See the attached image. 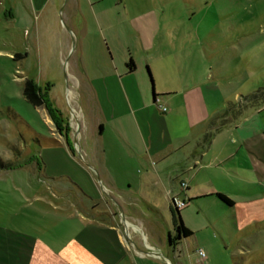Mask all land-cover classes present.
<instances>
[{"label": "rangeland", "instance_id": "374dc122", "mask_svg": "<svg viewBox=\"0 0 264 264\" xmlns=\"http://www.w3.org/2000/svg\"><path fill=\"white\" fill-rule=\"evenodd\" d=\"M93 1L0 0V228L15 227L18 217L40 223L36 207L44 206L34 202L35 197L54 204L82 199L80 190L98 199L100 190L109 202L98 171L74 145L76 117L72 113L78 114L79 107L86 112L82 71H95L102 62L106 70H113V65L119 67L131 40L127 26L107 28L94 22L95 12L90 10ZM102 1L112 19L124 17L126 10L149 9V18L156 15L162 28L159 34L166 42L173 41L172 52L177 50L180 72L188 83L201 88L195 101L205 110H198L197 117L216 108L223 112L227 109L217 124L229 122L236 110L228 101L241 104L242 95L264 87V0H136L135 5L132 0H123L120 7L112 0ZM139 65L147 80L151 105L158 114L166 115L152 102L146 65ZM25 79H32L41 92L48 86L49 103L62 118L70 119L68 144L59 136L46 108L33 106L24 98ZM153 86L155 90L154 79ZM112 98L118 106L124 101L118 92ZM160 103L166 104L162 100ZM180 110L173 119L174 126L184 118ZM108 134L113 136L112 129ZM95 135L96 129L91 137ZM137 160L141 161L133 154L130 164L127 162L130 186L125 187V193L130 200L122 205L129 221L127 243L131 252L135 246L148 253L145 257L136 254L135 264H203L205 255L212 257V264H236L239 255L234 249L240 236H230L220 221L216 231L209 233L203 228L169 246L168 234L173 239L175 232L170 202L155 196L159 171L155 161L149 162L151 175L145 177L149 167ZM145 182L152 201L140 197ZM179 200L186 204L179 208L181 219L203 225L201 219L206 214L201 213L205 212L188 203L187 198ZM111 208L119 220V232L125 236L119 208L112 203ZM245 241L258 249L264 245V232ZM255 258L254 254L248 257Z\"/></svg>", "mask_w": 264, "mask_h": 264}, {"label": "crops", "instance_id": "0c3cea01", "mask_svg": "<svg viewBox=\"0 0 264 264\" xmlns=\"http://www.w3.org/2000/svg\"><path fill=\"white\" fill-rule=\"evenodd\" d=\"M132 1L135 5L136 0ZM112 2L120 7L123 0ZM90 7L98 26H127L131 40L119 67L113 65V70H106V63L102 62L95 71H82L86 80V112L77 108V135L72 134L78 151L98 171L110 203L104 200L100 190L98 199L80 190L82 199L54 204L35 197L33 201L44 206L36 207L41 215L40 223L18 217L15 227L0 228V264H135L136 254L148 255L135 246L131 252L127 243L129 221L122 211V205L130 200L125 187L130 186L127 171L133 154L141 160L138 163L148 165L145 177L151 175L149 162L155 161L159 171L155 196L165 203L169 201L170 211L172 199L187 198L188 203L205 212L201 213L206 214L201 219L203 225H192L193 221L189 225L181 219L192 235L203 228L209 233L216 231L220 221L226 233L240 236L234 249L235 255H239L236 264H264V245L253 249L245 241L264 232V103L250 106L241 101L235 105L236 116L229 122L217 124L227 109L223 112L216 108L197 117L198 110H205L203 104L195 101L201 88L188 83V78L180 72L177 50L172 52L173 41L166 42L159 34L162 28L156 15L149 18L152 12L149 9L126 10L124 17L112 19L102 0H94ZM129 59L134 63L132 71L126 66ZM140 63L146 65L151 99L152 94H157L155 98L166 103L165 112L158 109L166 115L158 114L151 105L146 77L138 67ZM116 92L123 96L121 106L112 98ZM178 93L180 97L176 96ZM178 110H183L184 118L174 126ZM215 116L218 118L210 126ZM68 121L72 129L69 118ZM94 129L96 135L92 138ZM110 129L113 136L108 134ZM206 132L213 133L208 143L202 139ZM181 182H186L187 187L183 188ZM145 185L140 197L152 201L154 198L146 192L148 183ZM217 194L232 203L222 201ZM111 203L119 208L125 236L119 232V220ZM253 254L256 258L248 259ZM202 262L212 264V257L205 255Z\"/></svg>", "mask_w": 264, "mask_h": 264}, {"label": "trees", "instance_id": "16d2710c", "mask_svg": "<svg viewBox=\"0 0 264 264\" xmlns=\"http://www.w3.org/2000/svg\"><path fill=\"white\" fill-rule=\"evenodd\" d=\"M126 66L129 71H132L134 68V63L132 59H129L126 63ZM48 86L45 88L44 92H41V90L35 85L32 79H25L23 83L22 88V94L26 101L30 103L33 106H43L46 108L48 115L50 116L51 120L53 121L57 131L61 134H68L70 132V126L67 119L62 118V114L59 110L56 108H53L52 105L48 101L47 91ZM155 97L158 95L155 94ZM240 101H242L243 105H257V104H263L264 103V87L259 88L258 90H255L247 95H242L240 98ZM229 107H235L234 103L231 101H228ZM218 118V116H215L211 119L209 122V125L212 126L214 123V120ZM213 135L212 132H206L203 136V142L208 143L210 141L211 136ZM219 199L222 201L231 204L232 201L229 200L227 197H225L222 194H217ZM171 213H172V221L174 226V237L171 239L170 234H168V241L170 245H175L178 243L179 240L182 238H187L192 235V231L187 228L179 215V209L174 207L173 205V199L171 200Z\"/></svg>", "mask_w": 264, "mask_h": 264}, {"label": "built area", "instance_id": "2783aa9c", "mask_svg": "<svg viewBox=\"0 0 264 264\" xmlns=\"http://www.w3.org/2000/svg\"><path fill=\"white\" fill-rule=\"evenodd\" d=\"M155 104L157 105V107H158V109L160 110V111H162V112H165L166 110H167V108H166V106L165 105H163V104H161L160 103V100L158 99V98H155ZM181 186L183 187H185L186 186V184L184 183V182H181ZM173 205H174V207H176V208H182V207H184L186 204L184 203V201H180V200H178V199H173ZM199 254L201 255V256H203V252L201 251V250H199Z\"/></svg>", "mask_w": 264, "mask_h": 264}, {"label": "flooded vegetation", "instance_id": "af4514ba", "mask_svg": "<svg viewBox=\"0 0 264 264\" xmlns=\"http://www.w3.org/2000/svg\"><path fill=\"white\" fill-rule=\"evenodd\" d=\"M59 133V132H58ZM70 133H68L67 135L66 134H61V133H59V135L60 136H62V138H64V140L66 141V143L68 144V140H69V137H70V135H69Z\"/></svg>", "mask_w": 264, "mask_h": 264}, {"label": "water", "instance_id": "95a60500", "mask_svg": "<svg viewBox=\"0 0 264 264\" xmlns=\"http://www.w3.org/2000/svg\"><path fill=\"white\" fill-rule=\"evenodd\" d=\"M152 101L154 102L155 101V96L152 94ZM74 135L76 136L77 135V130L74 132ZM73 142H74V145L76 146V144H75V142H76V140H75V138L73 139ZM76 148H77V146H76ZM78 150V149H77ZM169 242V241H168ZM170 244V243H169Z\"/></svg>", "mask_w": 264, "mask_h": 264}, {"label": "bare ground", "instance_id": "6f19581e", "mask_svg": "<svg viewBox=\"0 0 264 264\" xmlns=\"http://www.w3.org/2000/svg\"><path fill=\"white\" fill-rule=\"evenodd\" d=\"M72 116H73V117H76V114L73 112V113H72Z\"/></svg>", "mask_w": 264, "mask_h": 264}]
</instances>
